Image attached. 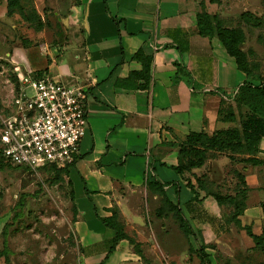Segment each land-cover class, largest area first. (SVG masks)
<instances>
[{
    "label": "crops",
    "instance_id": "obj_1",
    "mask_svg": "<svg viewBox=\"0 0 264 264\" xmlns=\"http://www.w3.org/2000/svg\"><path fill=\"white\" fill-rule=\"evenodd\" d=\"M200 10L199 0H74L66 14L56 13L54 36L47 23L28 29L26 44L15 43L9 53L16 69L23 65L29 72L48 71L66 84L88 89L87 133L68 175L75 191L74 229L83 264H149L145 252L128 238L111 249L116 230L102 221L117 215L127 232L128 223L133 227L131 234L144 249L140 238L146 237L143 230L152 218V203L161 217V195L148 181L163 185L181 208L192 225L185 232L195 250L205 243L204 236L206 243L208 235L217 236L204 213L222 216L213 196L191 187L197 175L208 172L217 182L237 181L238 169L256 188L244 200L243 223H252L251 205L262 214L264 163L252 165L221 153L192 171L175 169L179 142L191 132L213 134L240 125L239 115L234 120L224 115L237 107L240 86L252 80L221 39L198 32ZM6 14L8 2L0 0V18ZM18 17L6 18L5 30L0 29L3 37L26 23ZM57 41L60 45H52ZM139 49L153 60L145 75L143 60L135 57ZM260 147L264 159V138ZM251 200L257 202L248 205Z\"/></svg>",
    "mask_w": 264,
    "mask_h": 264
},
{
    "label": "rangeland",
    "instance_id": "obj_2",
    "mask_svg": "<svg viewBox=\"0 0 264 264\" xmlns=\"http://www.w3.org/2000/svg\"><path fill=\"white\" fill-rule=\"evenodd\" d=\"M72 2L74 0H22L25 15L16 12L15 16L19 15L18 18L26 23L21 28L19 26L8 30L6 38L0 34V114L10 110L14 94L17 88L20 89L19 85L17 87L18 74L29 73L23 65L16 69L10 60L9 53L14 51V44H26L25 36H29L26 30H36L40 25L44 27L48 24L50 35L54 36V32H51L57 29L56 21L54 23L56 13L66 14ZM207 4L210 11H217L228 17L231 25H242L247 32L243 48L253 51V56L257 59H264V22L260 27L249 26L240 17L242 11L252 10L264 18V0H207ZM7 17L10 15L0 18L2 30H5L4 26L8 23ZM32 31L35 32L33 29ZM59 41L52 45H60ZM28 42L32 43L33 40ZM259 61L261 62L260 59ZM258 74L264 76V60ZM249 77L252 78L251 82H260L259 77ZM54 176V171L47 168H0V264H83L82 249L74 229L77 212L71 194L72 184L68 182L66 174L62 181H54ZM234 184L233 180L227 181L224 189L231 191ZM255 189L253 187L252 192ZM256 202L257 200H251L248 205ZM242 203L245 204V201L242 200ZM251 207L249 213L254 216L253 228L256 232L264 233L263 210L261 214L256 205ZM221 209L220 217L210 216L212 214L208 211L204 213L206 220L211 218L217 231V236L208 235L207 243L204 236L205 243L202 242L212 263L264 264V253L255 247L246 231L236 225L230 215L231 208L226 206ZM151 215L152 218L143 230L146 237L140 238L141 241L144 240V249L140 242L137 241L136 245L142 253L145 252L149 264H202L197 250L190 243V237L174 216L157 217L153 203ZM7 223L4 233L3 228ZM128 225V232L131 234L133 227L129 223ZM190 226L192 227L191 223Z\"/></svg>",
    "mask_w": 264,
    "mask_h": 264
},
{
    "label": "trees",
    "instance_id": "obj_3",
    "mask_svg": "<svg viewBox=\"0 0 264 264\" xmlns=\"http://www.w3.org/2000/svg\"><path fill=\"white\" fill-rule=\"evenodd\" d=\"M75 1L77 3L81 2V0ZM209 1L220 2V0ZM7 2L9 15H14L16 12L25 15V7L23 6L22 0H7ZM199 5L201 10L198 12V32L203 36H216L221 39L228 52L236 58L240 69L245 71L249 76L259 77L260 82H247L243 84L236 97L237 107L229 108L228 112L224 115L229 120H234L239 115V126L219 129L213 134H209L206 131L191 132L186 139L179 142L181 146L180 161L175 166V169L180 173L192 171L194 168L203 167L206 165L208 159L215 158L221 153H227L232 160H239L252 165L262 164L264 163V159L259 157V153L262 151L260 143L264 138V76L258 74V71L261 70V62L253 56V51L243 48V43L247 39V32L242 25L233 26L229 23L228 17L223 16L217 11H210L207 8V0H199ZM240 17L249 26L260 27L264 22V18L252 10L242 11ZM58 31L62 33L61 25ZM135 57L141 58L144 62L145 69L143 74L149 73L153 62L152 57L146 55L143 49H139ZM19 79L20 77L18 78L17 87L20 84ZM245 107L248 108L247 113L244 110ZM223 113V110H220V114L223 115ZM2 151L3 144L0 138V168L9 166L12 168L30 169L3 160L1 156ZM235 170L237 181H235L231 191L224 189L225 182H217L211 178L208 172L197 175L196 185L192 184V187L203 190L206 196H213L220 207H230V215L236 225L243 228L247 235L254 241L255 247L264 253V233L256 232L252 223L244 224L241 217L246 209L242 200L244 201L248 198L253 186L248 183L243 172L238 169ZM53 171L55 174L54 181H62L65 179V174H70V169H56ZM68 182L72 184L71 194L72 198L75 199L73 182L71 179ZM148 187L153 192L161 195L160 205L157 210L158 215L161 217L174 216L180 222L181 228L186 232H190L191 226L189 221L183 214L181 208L174 205L169 199L164 186L157 181H148ZM20 203H22V199ZM74 207L76 209V206ZM262 210L264 217V205H262ZM102 221L107 226L116 230V237L111 249L115 248L118 240L121 238L130 239L136 247L138 242L135 236L126 231L124 225L118 220L117 215L102 217ZM7 226L8 223L3 228L4 233L6 232ZM203 245L197 249L199 258L203 264H213L209 253L206 251V246ZM136 249L140 251L139 248L136 247Z\"/></svg>",
    "mask_w": 264,
    "mask_h": 264
},
{
    "label": "built area",
    "instance_id": "obj_4",
    "mask_svg": "<svg viewBox=\"0 0 264 264\" xmlns=\"http://www.w3.org/2000/svg\"><path fill=\"white\" fill-rule=\"evenodd\" d=\"M19 77L10 110L0 114L2 159L33 170L71 169L87 133L88 89L48 71Z\"/></svg>",
    "mask_w": 264,
    "mask_h": 264
}]
</instances>
